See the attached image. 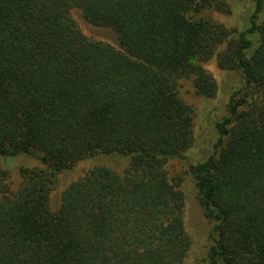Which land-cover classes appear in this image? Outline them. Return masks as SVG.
Segmentation results:
<instances>
[{
    "label": "trees",
    "instance_id": "1",
    "mask_svg": "<svg viewBox=\"0 0 264 264\" xmlns=\"http://www.w3.org/2000/svg\"><path fill=\"white\" fill-rule=\"evenodd\" d=\"M220 2L0 0V158L38 163L18 168L14 188L0 165V264H182L183 196L164 164L193 142L178 80L213 97L198 65L213 57L242 82L213 151L190 168L213 222L207 264H264V0L227 42L222 26L190 16ZM72 8L118 48L85 37ZM94 156L129 165L88 170L52 211L58 174Z\"/></svg>",
    "mask_w": 264,
    "mask_h": 264
},
{
    "label": "rangeland",
    "instance_id": "2",
    "mask_svg": "<svg viewBox=\"0 0 264 264\" xmlns=\"http://www.w3.org/2000/svg\"><path fill=\"white\" fill-rule=\"evenodd\" d=\"M252 11L253 0H221L218 7L207 8L190 16L192 19H204L211 24L222 26L226 34L224 41L227 42L235 39L237 34L248 26ZM70 14L85 37L118 48L117 36L111 29L91 25L77 8H72ZM224 46L225 42L218 46V50L223 49ZM198 65L213 77L216 92L213 97L205 98L195 92L192 86V76L181 77L178 80L179 97L192 110L193 142L182 156L170 158L164 164L168 179L172 183L180 181L177 189L183 196L182 220L190 245L182 264H207L206 255L212 244L213 222L206 217L200 205L190 168L204 160L213 151V144L217 140L214 123L226 115L229 97L242 82L238 72L219 68L214 57L199 62ZM37 164L35 159L28 157L0 158V165L8 171V181L13 188L18 183V168L37 166ZM128 165V158L118 156H94L76 163L70 169L58 174L55 186L48 198L50 209L58 210L63 190L88 170L104 166L117 173H122Z\"/></svg>",
    "mask_w": 264,
    "mask_h": 264
}]
</instances>
